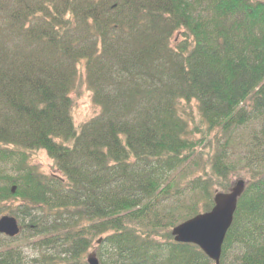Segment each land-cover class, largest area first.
Returning <instances> with one entry per match:
<instances>
[{"label":"trees","instance_id":"trees-1","mask_svg":"<svg viewBox=\"0 0 264 264\" xmlns=\"http://www.w3.org/2000/svg\"><path fill=\"white\" fill-rule=\"evenodd\" d=\"M236 170L220 264H264V0H0V264H214L170 232Z\"/></svg>","mask_w":264,"mask_h":264},{"label":"water","instance_id":"water-1","mask_svg":"<svg viewBox=\"0 0 264 264\" xmlns=\"http://www.w3.org/2000/svg\"><path fill=\"white\" fill-rule=\"evenodd\" d=\"M245 185L243 179H238L227 192L216 191L210 211L198 214L171 230L170 235L174 242L194 245L214 264H220L222 245ZM11 193H15V187H12ZM20 230V224L15 217H0V236L13 239L19 235ZM86 263L100 264L94 253L87 256Z\"/></svg>","mask_w":264,"mask_h":264},{"label":"rangeland","instance_id":"rangeland-1","mask_svg":"<svg viewBox=\"0 0 264 264\" xmlns=\"http://www.w3.org/2000/svg\"><path fill=\"white\" fill-rule=\"evenodd\" d=\"M73 100H74V105H73V110H72V118L77 127H80L82 124H84L85 122H87L88 120H90L91 118L95 117L98 114L99 109L92 104L91 94L86 89L85 86H82L80 88V93L78 95H73ZM241 151H242V148L239 145V137L235 136L234 146L229 154L230 161L233 163L240 162V159L243 156ZM31 162L34 165L38 166L39 169L44 174H50L54 171L52 169V161L43 152H39L35 154ZM192 168L195 169L196 171L201 170V166L199 164H196L195 162L192 164ZM238 179H243L244 181H246V177H244L243 170H236V172L234 173V181L232 183H234ZM216 191H219V190H216ZM202 213L203 212L200 210L199 214H202ZM179 224L180 223H178L177 225ZM17 245H19L20 249L23 251L24 257L26 258L27 262H29L30 259L35 257L36 250L34 251V248L32 245L28 243H23V242H18ZM91 253L95 254V247H93L89 251V254Z\"/></svg>","mask_w":264,"mask_h":264}]
</instances>
